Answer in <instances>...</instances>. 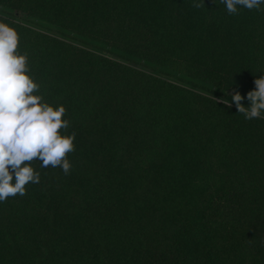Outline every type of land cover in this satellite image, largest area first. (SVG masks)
Wrapping results in <instances>:
<instances>
[{"label": "trees", "instance_id": "16d2710c", "mask_svg": "<svg viewBox=\"0 0 264 264\" xmlns=\"http://www.w3.org/2000/svg\"><path fill=\"white\" fill-rule=\"evenodd\" d=\"M193 3L0 0L75 132L0 202V264H264V118L220 102L264 76V11Z\"/></svg>", "mask_w": 264, "mask_h": 264}, {"label": "clouds", "instance_id": "9594fccd", "mask_svg": "<svg viewBox=\"0 0 264 264\" xmlns=\"http://www.w3.org/2000/svg\"><path fill=\"white\" fill-rule=\"evenodd\" d=\"M220 3L229 15L239 14L241 8L264 11V0ZM204 6V0H194L193 7ZM19 39L13 27L0 22V202L17 194L24 196L26 184L39 183L40 173L30 166L32 162L39 160L42 168L60 167L65 175L69 174L72 164L66 156L74 151L75 132L67 135L70 122L62 119L65 107L42 103L43 97L33 94L39 93L40 86L29 74L28 54L16 51ZM254 83L255 89L247 93L248 106L242 103L245 97L239 91L231 95V101L220 98V102L229 108L235 103L245 119L264 118V76Z\"/></svg>", "mask_w": 264, "mask_h": 264}, {"label": "water", "instance_id": "95a60500", "mask_svg": "<svg viewBox=\"0 0 264 264\" xmlns=\"http://www.w3.org/2000/svg\"><path fill=\"white\" fill-rule=\"evenodd\" d=\"M234 90H231V92H233Z\"/></svg>", "mask_w": 264, "mask_h": 264}]
</instances>
